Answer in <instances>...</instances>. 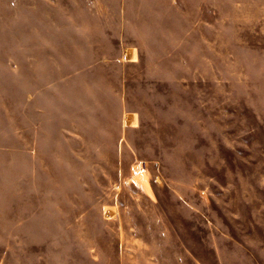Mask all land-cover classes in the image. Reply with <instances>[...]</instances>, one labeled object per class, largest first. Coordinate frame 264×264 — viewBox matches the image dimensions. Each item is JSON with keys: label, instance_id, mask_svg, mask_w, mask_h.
<instances>
[{"label": "rangeland", "instance_id": "rangeland-1", "mask_svg": "<svg viewBox=\"0 0 264 264\" xmlns=\"http://www.w3.org/2000/svg\"><path fill=\"white\" fill-rule=\"evenodd\" d=\"M0 264H264V0H0Z\"/></svg>", "mask_w": 264, "mask_h": 264}]
</instances>
